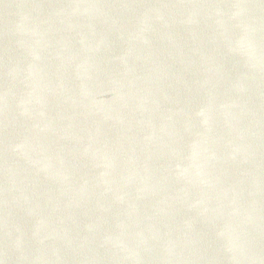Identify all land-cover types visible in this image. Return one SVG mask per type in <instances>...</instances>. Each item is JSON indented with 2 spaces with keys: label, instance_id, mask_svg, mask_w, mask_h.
<instances>
[{
  "label": "water",
  "instance_id": "95a60500",
  "mask_svg": "<svg viewBox=\"0 0 264 264\" xmlns=\"http://www.w3.org/2000/svg\"><path fill=\"white\" fill-rule=\"evenodd\" d=\"M0 264H264V0H0Z\"/></svg>",
  "mask_w": 264,
  "mask_h": 264
}]
</instances>
